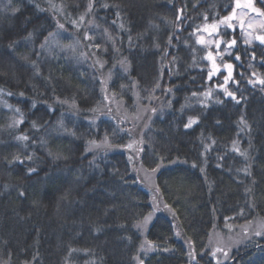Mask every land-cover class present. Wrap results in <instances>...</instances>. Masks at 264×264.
I'll return each instance as SVG.
<instances>
[{
  "label": "trees",
  "instance_id": "16d2710c",
  "mask_svg": "<svg viewBox=\"0 0 264 264\" xmlns=\"http://www.w3.org/2000/svg\"><path fill=\"white\" fill-rule=\"evenodd\" d=\"M8 3L0 0V264H190L193 251L191 264H264V235H255L264 222V86L248 83L264 79L255 39L264 31L245 45L235 22L223 36L237 45L216 63L233 64L226 87L239 104L216 87L226 69L208 80L204 57L215 45L192 34L237 11V0H11L14 13ZM49 33L58 34L41 48ZM190 117L198 123L186 129ZM105 135L111 148L86 151ZM148 241L155 248L145 255ZM217 248L228 257H213Z\"/></svg>",
  "mask_w": 264,
  "mask_h": 264
},
{
  "label": "snow or ice",
  "instance_id": "6c2138e0",
  "mask_svg": "<svg viewBox=\"0 0 264 264\" xmlns=\"http://www.w3.org/2000/svg\"><path fill=\"white\" fill-rule=\"evenodd\" d=\"M261 2H264V0H261ZM239 3H240V0H237V5L239 6ZM104 7H108V5H104ZM244 7H246L247 9H249L251 12L253 13H256L258 16L260 17H264V10H261L260 8H256L254 7L253 5V2L252 0H247V3L244 5ZM5 8H11V0H9V3L8 5H5ZM93 8V5L91 3H89L88 5V10L91 11ZM11 11L14 13L15 11H17V9L15 8H11ZM117 15H119V13H117ZM182 13L181 14H178L177 15V21H181L182 20ZM84 17L81 16L80 17V20L83 21ZM205 19L207 20V17H205ZM239 23V28L241 30L242 33H244L246 31L245 29V20L244 19H241L240 17H238L236 15V8H233V12L231 14H229L228 16H225V17H222L220 18L219 20H214L213 23L211 25L205 23L203 25V27H200V26H197L196 28H194L193 30V35H197V39H196V44L197 45H203V46H210L212 44L215 45V55L213 54V51L209 50L206 54V56L204 57V59H206L207 61H209L211 63V67L208 71V80L210 81L212 79L213 76H215L217 73H219L220 71V67L217 65L216 63V59L217 58H220L221 60L223 59V56L225 54H229L231 53V50L234 49L237 45V39L234 37L233 39L231 40H224L223 39V36H226L227 35V31L228 30H235V27H236V24L235 22ZM73 25L79 29L80 25L76 22V21H72ZM91 23V21L89 22ZM58 29H64V24H60L58 23ZM121 27H123V25H121ZM180 28V24L178 23L177 24V29ZM253 29V24L251 23H248L247 25V30H252ZM259 29L261 31H264V22H261V24L259 25ZM201 32H204V33H207L209 37H212L213 35L215 36H220L219 39H215V40H212V39H205L203 35H199V33ZM58 33H49V36L45 38V42L44 44L41 45V48H44L45 47V44L48 43L49 39H54V37L57 35ZM223 34V35H221ZM172 38L173 37H169V45H171V41H172ZM84 39L85 40H90L91 37H89L87 34H85L84 36ZM109 39H111V37L109 36ZM256 40H258L260 42V44H264V35H258L255 37ZM252 43V38L250 37H246L244 39V44L245 45H248ZM223 45L224 47V51L221 52L220 51V48L221 46ZM64 48H71L73 50V52H75V45H64L63 46ZM97 48H99L100 46L99 45H96ZM158 47V45H157ZM195 51V50H194ZM37 55H39V53L37 52ZM254 55V54H253ZM81 56H84V54L82 53ZM235 59L236 61H240V55H236L235 56ZM195 62V61H194ZM122 65L124 66V71H128V68H127V62L126 61H122ZM35 67V65H33ZM101 67H103V65L101 64ZM223 67L225 69H227L228 71V74L224 76V83L223 84H219L217 85L216 87L217 88H220L223 90V95L228 98L230 97L233 101H235L237 104L240 103V100L237 99L236 97V94L232 91H229V88L226 87V85L229 83L230 80L233 79V76H232V69H233V64L232 63H224L223 64ZM253 75H255V73H253ZM103 83V81H102ZM249 84H255V83H259L260 85L264 86V79H260V78H257L256 81H253L251 79H249L248 81ZM156 87H159V85L157 84ZM166 91H171V89H166ZM11 95V94H9ZM22 95V94H21ZM212 95V89H209L207 91H205L203 93V96L205 99H208L210 98ZM193 96H196V93H193ZM107 98V97H105ZM218 103L221 102V101H217ZM10 107V106H9ZM33 107H35V105H33ZM17 112H19V109H16ZM153 112H155V109L152 110ZM23 114L21 113V119L20 120H15L14 121V124L12 126H15V125H19L20 123L23 122ZM198 123V120L196 118H189L188 119V122L186 124H184V127L187 129V128H191L194 124H197ZM241 124L244 126V127H247V124L245 123L243 117L241 118ZM33 127H36L35 124H33ZM60 127H63V123L60 122ZM66 131H69L70 134H73L74 133H71L70 130H66ZM18 140H21V141H26L28 140V137L27 136H19L17 137ZM213 143H215L213 141ZM111 148L112 145L109 143V139H108V136L105 135L103 141L101 143H97L95 140H92V141H89L88 142V147L86 148V151H92V150H96V149H99V148ZM233 147L234 149L236 148V145H235V142L233 144ZM204 148H205V151L208 150L209 148V145L205 144L204 145ZM237 151H239V149H236ZM51 154V153H50ZM241 155H244L245 157H247V153L244 152V153H241ZM29 160L32 159L31 156L28 157ZM161 160H163V158H161ZM14 161L15 162H18V163H23V160H20L19 157H15L14 158ZM179 162L178 160L176 161H172V163H177ZM162 165L161 164H158L156 168L152 169V172L155 173ZM193 167H195L196 165L193 164L192 165ZM36 170L35 169H28V173L31 174L33 172H35ZM201 171H203V168L201 169ZM245 171L247 172V169H245ZM158 191V189H157ZM21 195H23V193H21ZM250 207H255V205H250ZM165 208L168 209V206L165 205ZM156 209L154 208V211ZM169 211H171V209H169ZM241 215L244 214V210L241 209ZM174 215V214H173ZM175 218V216H174ZM152 219V214H149L147 216H145L143 218V220L141 221H138L136 224H135V228L137 230H143L144 228H146L149 224V221ZM228 217H225V220L227 221ZM249 224H251V222H249ZM257 228L258 230L255 231V235H264V222H261L257 225ZM245 233L248 232V228L245 227L244 229ZM177 236L180 235L179 232L176 233ZM221 243H223V241L221 240L220 241ZM189 245L191 246L190 242H189ZM153 248H155V245L152 244L151 241H148L147 242V247H145L143 244L141 245V251L144 252L145 255H147V252L152 250ZM166 250V249H165ZM216 252H222L224 257L227 258L229 253L228 251H225L223 248H217L213 251L212 255L213 257H215L216 255ZM196 259V255L194 253V251L192 253H190V264H191V261H195ZM140 264H143V262L141 261ZM218 264H220V262L218 261Z\"/></svg>",
  "mask_w": 264,
  "mask_h": 264
},
{
  "label": "rangeland",
  "instance_id": "374dc122",
  "mask_svg": "<svg viewBox=\"0 0 264 264\" xmlns=\"http://www.w3.org/2000/svg\"><path fill=\"white\" fill-rule=\"evenodd\" d=\"M247 3V0H240L239 3V8L236 11V15L240 17L241 19L245 20V28L247 30V25L248 23L253 24V29L252 30H247L246 31V37L254 38V36L257 34V30L259 29V25L261 24L262 19L257 16L256 13L251 12L249 9L244 7V5ZM237 24L239 25L238 21ZM211 64V63H210ZM218 65V64H217ZM219 66V65H218ZM220 67V66H219ZM224 67H220V70L223 69ZM225 69V68H224ZM227 70V69H226ZM140 178L143 179V181L148 185L152 178L151 174L148 172H142L140 174Z\"/></svg>",
  "mask_w": 264,
  "mask_h": 264
}]
</instances>
